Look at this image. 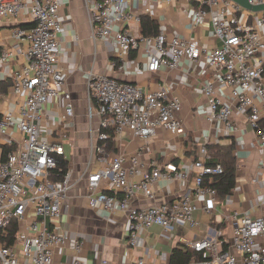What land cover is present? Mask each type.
Returning <instances> with one entry per match:
<instances>
[{"label": "built area", "instance_id": "1", "mask_svg": "<svg viewBox=\"0 0 264 264\" xmlns=\"http://www.w3.org/2000/svg\"><path fill=\"white\" fill-rule=\"evenodd\" d=\"M187 1L192 6L188 28L195 31L209 16L213 26L212 44L188 40L179 33L169 39L163 30L156 36H136L128 29L134 15L130 11L133 0H84L93 38L118 48L112 70L123 71L132 52L144 42L148 46L151 73L162 69L174 71L182 63L201 60L212 71V76L200 86L205 103L198 109L212 129L203 136L191 168L196 173L197 198L209 196L216 203L217 190L205 183L207 177L212 182L224 172L222 165L210 164L211 146L215 141L235 137L244 133L243 127H249L260 154L259 166L264 170V13L247 11L231 0ZM144 2L147 4L149 0ZM249 2L264 4V0ZM63 8L66 5L59 0H0V19L16 20L28 13L33 21L31 28L18 27L13 32L16 41L28 44L26 66L10 75L11 90L20 98V106L15 113L0 117V139L7 137L15 147L0 163V232L5 233L13 223L18 224L13 245L0 242V264H54L56 249L67 242L66 235L49 226V220H62L63 202L72 189L70 171L63 178L55 173L60 159H66L68 136L54 129V123L56 127L58 118L66 122L75 115L60 65ZM143 12L156 18L150 5ZM12 55L2 51L0 64L8 63ZM87 86L89 119L92 122L95 116L99 118L97 141L93 137L86 170L91 207L103 206L107 212L121 211L128 215L126 243L129 248H137L142 233L154 226L167 231L174 224L184 222L196 228L199 225L196 212L209 213L212 209L206 205L199 207L191 195L144 209L132 206L138 193L154 200L153 187L160 180L177 181L185 186L187 170L175 163L160 165L154 161L144 170L141 150L129 158L131 174L142 176L140 182L132 183L125 168L127 158L108 153L107 135L103 132L112 130L117 136L128 130L147 143L160 129L183 135L182 101L170 99L165 84L155 91H144L137 85L93 71L88 74ZM61 98L64 109L51 120L48 113L51 102ZM18 133L20 139L16 136ZM235 143L241 149L245 145L243 138H236ZM96 161L102 167L95 173L89 172ZM104 187L111 194L99 191ZM27 215L30 219L23 224ZM233 220L230 241L224 242L218 237L183 242L194 255L191 264H264V217L246 212L240 217L236 214ZM81 247L78 242L74 248L80 251ZM101 264L109 262L104 259ZM127 264L150 263L138 258Z\"/></svg>", "mask_w": 264, "mask_h": 264}, {"label": "crops", "instance_id": "2", "mask_svg": "<svg viewBox=\"0 0 264 264\" xmlns=\"http://www.w3.org/2000/svg\"><path fill=\"white\" fill-rule=\"evenodd\" d=\"M59 2L66 5L61 12L63 31L59 35L62 51L60 65L65 72V89L71 95L75 115L66 122L58 118L59 123L56 127L54 123V129L68 136L66 159L69 161V171L72 175V189L61 210L62 220H49L51 229L67 237L66 244L55 251L54 264H75L77 261L82 264H101L104 259L108 260L109 264H127L138 258H144L150 264H170L172 251L178 246H183L184 241L218 237L224 242L230 241L235 225L233 217L236 214L240 217L246 212H252L264 217V170L259 166L260 154L255 147L253 134L247 126L243 127L242 134L222 137L215 141V144L222 146L235 143L236 138H243L245 142L242 149L236 146L235 150L237 181L232 196L225 199L218 197L216 203L212 202L209 196L200 198L196 196V173L191 167L197 157L198 146L203 143V136L212 129L198 112L199 107L205 103L200 86L212 76V71L205 61L186 62L174 71L162 69L160 72L151 73L148 71L149 60L146 52L148 46L142 42L140 48L132 52L123 71L112 70L111 63L117 59L118 48L113 43L93 38L84 0ZM148 5L156 13L155 19L143 12ZM130 11L134 15L128 29L136 36L143 35L141 17H148L158 25V33L161 30L165 31L169 39L179 33L188 40L197 39L205 45L213 43V26L209 16L195 31L188 28L192 19V6L187 0H171L168 3L163 0H149L147 4L144 0H133ZM32 26L33 21L28 13H23L21 18L16 20L0 19V54L2 51L13 54L8 63L0 64V117L18 110L20 98L12 93L10 75L22 70L27 63L28 44L16 41L13 32L18 27ZM91 71L137 85L144 91H155L165 84L168 87L169 98L182 101L183 111L180 118L185 134L174 135L160 129L147 143L126 130L120 135H115L116 151L111 156L123 155L127 158L125 168L132 183L140 182L142 176L131 174L132 164L129 158L141 150L144 151L142 156L144 170L149 169L153 161L160 165L175 163L187 170L188 179L185 186L177 181L160 180L153 187L154 200L138 193L132 206L144 209L170 203L184 195H191L199 207L206 205L212 209L209 213L202 210L196 212L195 218L199 222L196 228L184 222L174 224L167 231L154 226L142 233V240L137 248H129L126 243L130 226L128 215L121 211L107 212L103 206L91 207L86 170L91 156L90 145L94 135L96 138L99 127V118L95 116L91 122L88 116L90 102L87 80ZM63 109L62 98L52 101L48 111L51 120L58 117ZM88 126L89 142L79 143L76 148V136L79 135L78 138L84 140ZM16 136L18 139L21 138L19 133ZM14 149L7 137L1 138L0 163ZM101 167V163L96 161L89 172L95 173ZM99 191L109 192V189L104 187ZM29 219L30 216L27 215L23 224ZM220 232L221 236L218 234ZM78 242L82 244L80 251L74 248Z\"/></svg>", "mask_w": 264, "mask_h": 264}, {"label": "trees", "instance_id": "3", "mask_svg": "<svg viewBox=\"0 0 264 264\" xmlns=\"http://www.w3.org/2000/svg\"><path fill=\"white\" fill-rule=\"evenodd\" d=\"M142 33L144 36H156L158 35V25L151 21L148 17H141ZM107 135L106 145L108 153H115V134L112 130H103ZM103 143V142H101ZM100 143V144H101ZM197 147V146H195ZM236 145L232 143L228 146H222L221 144H214L211 146V159L210 164H220L223 167V174L215 176L212 179L206 178L205 183L217 190L219 197L222 199L232 196L237 181V156L235 155ZM59 166L56 170V174H60L63 178L69 171L70 164L67 159H60ZM111 194V192H106ZM18 233V224L13 223L6 232H0V242L5 246L13 245L15 237ZM194 255L184 246L176 247L171 254L170 264H191Z\"/></svg>", "mask_w": 264, "mask_h": 264}, {"label": "water", "instance_id": "4", "mask_svg": "<svg viewBox=\"0 0 264 264\" xmlns=\"http://www.w3.org/2000/svg\"><path fill=\"white\" fill-rule=\"evenodd\" d=\"M243 9L253 12V13H264V4L263 5H252L249 0H231Z\"/></svg>", "mask_w": 264, "mask_h": 264}, {"label": "rangeland", "instance_id": "5", "mask_svg": "<svg viewBox=\"0 0 264 264\" xmlns=\"http://www.w3.org/2000/svg\"><path fill=\"white\" fill-rule=\"evenodd\" d=\"M87 130H88V133L85 135L84 140H80L78 138L79 135L76 136L77 137L76 138V148L79 145V143H87V142H89V140H90V135H89V133H90V127L89 126H88ZM97 136H98V134H96V138H97ZM78 140H80V141H78ZM94 141H97V139H95V135H94ZM67 149H68V147H67ZM110 154H112V153H110Z\"/></svg>", "mask_w": 264, "mask_h": 264}]
</instances>
